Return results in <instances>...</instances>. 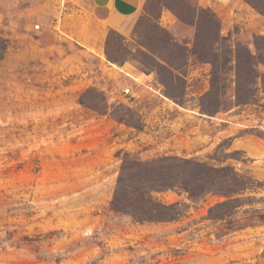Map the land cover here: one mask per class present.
<instances>
[{
	"label": "rangeland",
	"instance_id": "obj_1",
	"mask_svg": "<svg viewBox=\"0 0 264 264\" xmlns=\"http://www.w3.org/2000/svg\"><path fill=\"white\" fill-rule=\"evenodd\" d=\"M189 1L184 23L160 6L141 19L145 0L89 55L62 29L93 11L91 0H0V264H264L263 81L254 102L233 106L229 92L227 110L208 115L200 105L211 65L198 59L221 47L264 57V0ZM166 58L179 68L172 75L161 68ZM87 91L85 104L104 98L109 113L129 108L140 129L83 106ZM118 151L230 165L258 182L244 209L263 223L218 236L205 217L221 198L193 204L171 191L158 197L190 207L176 221L139 224L114 213Z\"/></svg>",
	"mask_w": 264,
	"mask_h": 264
},
{
	"label": "trees",
	"instance_id": "obj_2",
	"mask_svg": "<svg viewBox=\"0 0 264 264\" xmlns=\"http://www.w3.org/2000/svg\"><path fill=\"white\" fill-rule=\"evenodd\" d=\"M159 6L171 11L179 21L186 23L183 11L190 9L191 3L189 0H147L141 19L151 17ZM224 42V38H218L216 43L221 47ZM162 43L170 46L171 39L165 35ZM199 46L200 43L196 40L192 51H197ZM6 49V40L0 38V60L3 59ZM183 50L188 52L186 48ZM199 54V61L211 65L210 90L202 97V112L213 116L220 111H226L228 105L225 103L228 101L229 92L230 98H233V106L255 101L256 92L259 90L258 80L261 79L264 85V74L256 69L258 65H264L262 55H252L248 51L241 54L223 47L220 51L218 48L208 58ZM162 61L165 65L161 68L171 75L179 69L171 58ZM161 83L166 87L168 85L165 79ZM89 93L91 91H87L81 99L83 106L100 115H109L117 123L140 129L141 124L134 120L135 113L129 108L114 106L109 113L110 107L104 104V98H101L103 105L85 104L83 101ZM168 95L176 100L181 97L173 93ZM115 157L119 158L120 167L109 208L114 213L130 217L136 223H168L183 217L190 208L188 204H168L158 197L159 194L169 191L186 195V199L193 204L204 201L207 197L221 198V201L209 207L205 217V220L220 226L218 236L263 223V220L256 218L257 211L244 209L246 205L256 201L255 198L246 196V193L258 188V182L238 174L230 165L214 166L205 161L178 156L142 160L135 154L122 151H118Z\"/></svg>",
	"mask_w": 264,
	"mask_h": 264
},
{
	"label": "crops",
	"instance_id": "obj_3",
	"mask_svg": "<svg viewBox=\"0 0 264 264\" xmlns=\"http://www.w3.org/2000/svg\"><path fill=\"white\" fill-rule=\"evenodd\" d=\"M91 1L93 11L86 10L74 19L65 20L62 30L69 40L79 45L82 53L98 55L103 50L108 32L122 31L126 22H133L141 13L145 0Z\"/></svg>",
	"mask_w": 264,
	"mask_h": 264
}]
</instances>
